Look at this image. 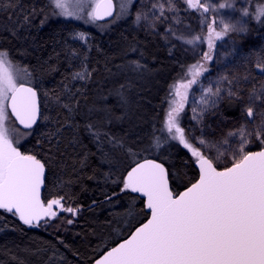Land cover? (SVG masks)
<instances>
[{
    "label": "trees",
    "instance_id": "obj_1",
    "mask_svg": "<svg viewBox=\"0 0 264 264\" xmlns=\"http://www.w3.org/2000/svg\"><path fill=\"white\" fill-rule=\"evenodd\" d=\"M8 3L0 0V50L26 70L41 106L40 121L19 150L45 164L43 201L63 197L64 205L78 212L74 216L58 211L50 226L34 228L0 211V264H92L148 218L143 199L120 191L127 170L143 159L160 161L169 172L174 193L198 179L192 155L163 128L171 88L195 61L162 34V26L156 31L136 29L126 19L90 30L48 22L47 0H10L11 6H5ZM263 25L260 22L258 27ZM79 32L87 34V43L74 38ZM137 63L142 67L133 71ZM83 65L90 78L73 80ZM233 76L231 87L242 95L263 74L255 63H243ZM117 89L127 95V109L120 106L114 94ZM63 103H71L74 112L69 114ZM100 105L117 116L127 111L107 130L124 137L135 155L113 150L107 143L101 148L85 130L89 109ZM239 117L241 103L222 99L196 123L211 131ZM181 120L189 138V128L194 127L187 129L185 117ZM226 162L223 167L231 164L230 159Z\"/></svg>",
    "mask_w": 264,
    "mask_h": 264
},
{
    "label": "snow or ice",
    "instance_id": "obj_2",
    "mask_svg": "<svg viewBox=\"0 0 264 264\" xmlns=\"http://www.w3.org/2000/svg\"><path fill=\"white\" fill-rule=\"evenodd\" d=\"M135 2L117 0L114 4V0H49V6L52 15L95 24L108 17H112L110 22L114 23L131 14V6ZM166 3L167 8L165 3L156 0L151 5L155 10L151 17L139 11L135 22L151 21L149 26L155 27L156 21L167 20L165 12L175 11V7L173 0H166ZM184 3L188 9L200 12L202 24L208 19L205 13H218L225 7L234 8V0H225L218 5H211L205 0H184ZM5 6H11L10 0ZM239 11L241 20L231 23L213 17L207 24L206 35H195L191 39L177 34L171 27L167 29L186 44L196 45L206 41L208 45V52L203 53L202 59L188 67L186 77L190 78H182L172 86L170 94L173 99L169 101L165 120L170 139L191 153L199 168V176L185 191L174 196L169 189V172L163 164L145 159L127 170L120 191L139 193L145 197L150 218L130 232L128 238L102 254L95 264H264V110H259L264 109V83L259 89L253 86L246 98L233 87H222L224 81L228 85L233 84L234 78L227 76H221L215 87L202 89L199 101L202 107L191 109L193 119L198 122L210 108L217 107L221 99L241 103L238 126L230 128L215 142L201 137L193 143L178 122L189 102L190 90L209 70L207 64L213 59L215 41L223 39L229 32L246 33L247 22L243 17L264 22V4L253 12L248 8ZM74 38L87 43L88 36L79 32ZM73 55L76 53L73 52ZM141 67L137 63L132 70L137 71ZM255 67L264 74V57L256 61ZM90 76L86 65H83V70L74 73L72 79L87 81ZM222 92L226 95L222 96ZM114 94L120 106L127 109V95L120 89ZM56 99L59 103V97ZM61 106L69 114L74 112L71 103ZM10 116H14L23 129H32L41 118L36 89L22 82L19 66L9 58L6 50H0V211L18 217L29 227L39 226L42 220L47 223L48 219L56 218L58 211L54 208L75 215L78 209L62 205L63 197L47 203L41 200L45 164L35 155L25 154L16 147L21 138L32 133L15 128V122L10 123ZM126 116L127 111L117 116L106 105H100L89 109L84 128L99 147L107 143L113 150L135 155L124 137L115 136L107 130L114 120H123ZM255 142L262 146L260 150L250 149L249 145ZM156 147H160L159 140ZM204 149L209 152L215 150V156L206 154ZM108 155L105 153L106 157ZM228 159L231 164L221 168L219 163ZM67 223L72 224L73 220L68 219Z\"/></svg>",
    "mask_w": 264,
    "mask_h": 264
},
{
    "label": "rangeland",
    "instance_id": "obj_3",
    "mask_svg": "<svg viewBox=\"0 0 264 264\" xmlns=\"http://www.w3.org/2000/svg\"><path fill=\"white\" fill-rule=\"evenodd\" d=\"M47 1H48L47 7H46L47 11L45 15L47 17L48 22H60L63 24H66V23L67 24L68 23L77 24L82 27L89 28L90 30H96L103 26L112 24V22L110 21L105 24H100L97 22L93 24V23L86 22L85 20L65 19L63 17L52 15V10L49 6V0ZM114 2L116 4L117 0H114ZM154 2H156V0H136V2L133 3L131 6V14L126 15L120 19H117L115 22L119 20L128 19L130 24L136 29L143 28V29L155 30V31L157 28L162 26L160 27L162 28V34H164L165 37H167L177 47H179L184 52V55L187 58L193 59L195 63L202 59L203 53L208 52L207 42L205 41L203 43H198L196 45L186 44L182 40L176 39L175 36H173L170 32H168L167 29L169 27H171L177 34H182L186 39H191L195 35H200V34L206 35L207 24L211 23V20L213 17L217 18V20H219L220 18H223L226 22L235 23L237 20H241V14H240L239 9L248 8L250 12H253L256 7H258L261 4H264L263 0H234V8L225 7L224 9H219L218 13H213V12L205 13L204 16L207 17L208 19L207 21H205L204 24H202L200 12L193 10V9H188L187 5L184 3V0H173L175 11L165 12V16L168 17L167 20L162 19L161 21H156L155 27L149 26L151 21H141L140 24H137L135 22L136 13L139 11H143L151 17L152 12L155 11L151 8L152 3ZM160 2L165 3V7L167 8L166 0H160ZM205 2H208L211 5H218L219 3H224L225 0H205ZM157 15H159L158 12H157ZM177 20L179 22H176ZM243 20L247 22L246 23V27H247L246 33L229 32L228 35H226L223 39L215 41L216 47L214 48L212 52L213 59L207 64V67L209 70L200 77V80L197 85H193L192 89L190 90V94H189V102L186 105L184 111L180 114L178 118V122L181 127H182L181 125L182 116L185 117L187 129L189 127H194V130L189 128V132H188L189 138L190 140H192L193 143H196L198 138H201V137H203L204 139L208 141L215 142L221 137L222 134H226L230 128L238 126V123L241 120V117H239L238 119H235L233 121L222 122L219 125L212 128L210 131L209 127L204 128V129L200 128L201 126L196 123L197 120L193 119L194 114L191 109L193 107H196L199 110L202 107L199 101L202 95L203 88H206L209 86L215 87L216 82L219 80L221 76H227L229 77V79H231L230 77L233 76V74L235 75L236 73L240 71V67L241 68L243 67V63H247V64L255 63L256 64V61L258 59H260L261 57H264V25L259 28L258 24L260 22L250 17H243ZM217 30H219V25H217ZM187 70L183 78H190V77H186ZM21 76H22V82H24L26 85L32 86L31 77L27 73H25L23 69H21ZM262 83H264V74H263V77H261V79L257 81L256 83H254L252 86H255L257 89H259ZM231 86H233V84L228 85L227 81H224L222 83V87H224L225 89ZM250 89L251 88L249 87V89H247L246 91L242 93V95L241 94L240 95L246 98L248 95V91ZM221 95L225 96L226 92H222ZM171 99H173V97L170 94V97L168 100V109H169V101ZM221 100L218 101L217 107L219 106ZM210 109H214V108H210ZM259 110H264V109H259ZM11 122H14V120L10 116V123ZM14 127L19 129L15 123H14ZM163 128L166 131V133L169 135V133L167 132L165 128V122H164ZM23 132H31V131H23ZM185 135H186V132H185ZM30 136L31 135L21 138L20 143L16 145V147H18L19 149V145L24 143ZM193 138H197V139L194 140ZM258 145H260L259 142H255L249 145V147L251 148V147L258 146ZM199 147H203V146H199ZM204 150L207 151V153L212 156L213 155L215 156L216 154L215 150H212L211 152H209L207 149H204ZM193 160L195 161L194 158ZM226 163H227L226 160L222 161L219 163V166L223 167ZM61 204L64 205L62 201H61ZM54 210L59 211L56 208H54ZM67 214H70V213H67ZM54 221H55V218L48 219L47 223L43 221L39 224V226H36L34 228L48 227Z\"/></svg>",
    "mask_w": 264,
    "mask_h": 264
},
{
    "label": "water",
    "instance_id": "obj_4",
    "mask_svg": "<svg viewBox=\"0 0 264 264\" xmlns=\"http://www.w3.org/2000/svg\"><path fill=\"white\" fill-rule=\"evenodd\" d=\"M114 4H115V2H114ZM114 16L116 15V12L114 11V14H113ZM113 18L112 17H108V18H106V20H104V21H97V23H107V22H109V21H111ZM26 86H30V85H26ZM31 87H33L34 89H35V87L34 86H31ZM37 91V90H36ZM37 100H38V104H39V108H40V114H41V106H40V97H39V93H38V91H37ZM8 111H9V114L11 113V110L10 109H8ZM12 117V119L14 120V122H15V124H16V126L20 129V130H22V131H32V130H34L35 129V127L37 126V124L39 123V121H40V119H38L37 120V123L33 126V128L32 129H23V127L21 126V125H19V123L18 122H16L15 121V117L14 116H11ZM258 150H260V149H258ZM257 151V150H256ZM150 159V158H149ZM145 159H143V160H141V161H139V162H143ZM151 160H155V159H151ZM156 162H158V163H161L160 161H157V160H155ZM138 163V162H137ZM161 164H163V163H161ZM135 166V165H134ZM163 166L165 167V165L163 164ZM194 166H195V168L197 169V171H198V176H199V168L196 166V162H194ZM166 168V167H165ZM126 176V175H125ZM45 179H46V168H45V174H44V183H43V185H42V187H41V200L43 201V192H44V189H45ZM169 189L173 192V190H172V187H171V183H170V179H169ZM186 190V188L185 189H183V190H181L180 192H178V193H174L173 192V195L175 196V195H178L179 193H182L183 191H185ZM133 194H136V195H138L141 199H143V204H144V209H145V211H146V213H148V210L146 209V207H145V202H146V198L145 197H143V196H141L139 193H133ZM148 218H150V215H148ZM147 218V219H148ZM147 219H146V221H147ZM146 221H144L143 223H145ZM41 222H43V220L42 221H40V223ZM142 223V224H143ZM141 225V224H140ZM140 225H138V226H140ZM137 226V227H138ZM135 230V229H134ZM133 230V231H134ZM130 235V234H129ZM128 235V236H129ZM128 236L126 237V238H128ZM126 238H124V239H126ZM123 239V240H124ZM123 240H121V241H119V242H122ZM118 242V243H119ZM117 243V244H118ZM116 244V245H117ZM116 245H114V246H116ZM113 246V247H114ZM111 248H109L108 250H110ZM108 250H106V251H108ZM106 251L104 252V253H106ZM103 253V254H104ZM102 255V254H101ZM101 255L97 258V259H99L100 257H101ZM96 259V260H97ZM95 260V261H96ZM95 261L92 263V264H95Z\"/></svg>",
    "mask_w": 264,
    "mask_h": 264
},
{
    "label": "bare ground",
    "instance_id": "obj_5",
    "mask_svg": "<svg viewBox=\"0 0 264 264\" xmlns=\"http://www.w3.org/2000/svg\"><path fill=\"white\" fill-rule=\"evenodd\" d=\"M48 2V1H47ZM203 31V30H202ZM76 33V32H75Z\"/></svg>",
    "mask_w": 264,
    "mask_h": 264
}]
</instances>
